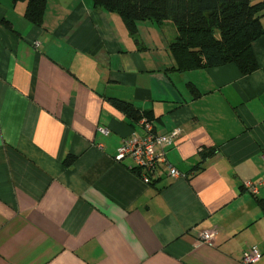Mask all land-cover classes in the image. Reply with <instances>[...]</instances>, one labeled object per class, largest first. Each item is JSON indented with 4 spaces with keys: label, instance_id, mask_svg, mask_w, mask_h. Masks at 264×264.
Wrapping results in <instances>:
<instances>
[{
    "label": "crops",
    "instance_id": "crops-1",
    "mask_svg": "<svg viewBox=\"0 0 264 264\" xmlns=\"http://www.w3.org/2000/svg\"><path fill=\"white\" fill-rule=\"evenodd\" d=\"M25 8L0 0V264H243L251 246L264 264V184L243 187L264 179V35L248 74L180 71L169 20L132 35L92 0H47L40 25ZM115 99L181 130L166 157L184 178L115 160L143 134Z\"/></svg>",
    "mask_w": 264,
    "mask_h": 264
},
{
    "label": "trees",
    "instance_id": "trees-1",
    "mask_svg": "<svg viewBox=\"0 0 264 264\" xmlns=\"http://www.w3.org/2000/svg\"><path fill=\"white\" fill-rule=\"evenodd\" d=\"M19 1L26 3V19L40 25L47 0ZM92 4L117 13L132 35L139 21H171L176 36L169 43V50L176 70L234 63L242 74H248L257 68L252 45L264 35V0H92ZM113 102L135 121L142 116L151 119L128 102ZM206 156L202 154L203 158ZM73 159L70 157L65 163L69 165Z\"/></svg>",
    "mask_w": 264,
    "mask_h": 264
},
{
    "label": "built area",
    "instance_id": "built-area-1",
    "mask_svg": "<svg viewBox=\"0 0 264 264\" xmlns=\"http://www.w3.org/2000/svg\"><path fill=\"white\" fill-rule=\"evenodd\" d=\"M37 45V43H34ZM138 126L142 129L143 134L138 135L132 132L130 136L124 137L118 148L115 160L121 161L125 158L131 160L129 166L140 179L146 183H152L156 172L163 166L166 174L173 178H184L185 174L172 166L166 157L167 148L173 146L178 140L181 130L176 127L165 134H157L154 131L153 124L145 116L140 117L137 121ZM107 133L106 129H101ZM264 184V179L257 182L246 180L243 182V187L255 195L259 187ZM215 231L207 230L199 234V238L205 243H212ZM262 252L256 246L248 247L242 253L243 264H255L260 260Z\"/></svg>",
    "mask_w": 264,
    "mask_h": 264
}]
</instances>
